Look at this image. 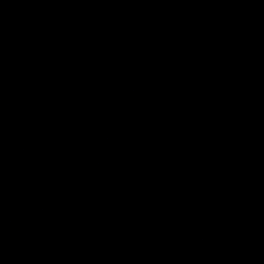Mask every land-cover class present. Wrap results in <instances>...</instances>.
<instances>
[{
  "label": "water",
  "instance_id": "1",
  "mask_svg": "<svg viewBox=\"0 0 264 264\" xmlns=\"http://www.w3.org/2000/svg\"><path fill=\"white\" fill-rule=\"evenodd\" d=\"M0 264H264V0H0Z\"/></svg>",
  "mask_w": 264,
  "mask_h": 264
}]
</instances>
